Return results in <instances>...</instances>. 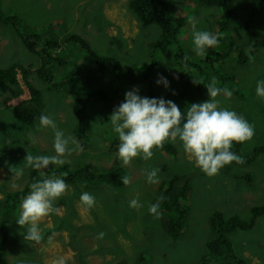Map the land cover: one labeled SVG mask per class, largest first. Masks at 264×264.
Listing matches in <instances>:
<instances>
[{"label":"rangeland","instance_id":"obj_1","mask_svg":"<svg viewBox=\"0 0 264 264\" xmlns=\"http://www.w3.org/2000/svg\"><path fill=\"white\" fill-rule=\"evenodd\" d=\"M128 1L0 0L3 13L16 15L24 34L55 36L58 40L72 32L80 34L96 52H107L125 66L130 65L131 75L145 77V81L140 77L132 81L122 77L120 83L108 88L107 85H110L116 76L115 71L88 73L89 91L106 90L108 94L120 92L112 95L114 98L110 101H114L113 103L106 105H103L101 100H95L96 96L92 94L91 98L94 99L88 103L85 112L87 135L79 139L74 133L77 116L72 109V99L66 97L63 99L61 92L51 93L43 83H40L34 71L41 63L40 59L26 50L19 35L13 29L0 24V68H7L14 62L26 68L29 66L33 70L30 75L31 81L42 90L44 102L43 108L36 111L37 118L31 124H24L20 121V115L29 106L27 102L31 97L22 80L20 68L17 67L19 72L17 77L22 89L19 96L10 97L4 104V98L15 88L0 84V211L8 194L6 192L22 188L27 180V170L30 169L26 166L27 155H56L53 147V129L38 130L41 115H48L66 136L75 138L81 145L82 150L62 157L65 163H75V168L83 163L98 171L112 170L119 164L131 171L125 194L118 195L121 212L117 213L126 217V220L131 219L121 225L119 222H116L117 224L107 222L108 229L115 231L111 236L106 239L97 238L99 232L94 223L96 221L94 214L81 203V195L74 197L79 188L81 194L89 190L84 186V182L67 184L66 193L54 202L56 211L39 221L41 232L45 233L49 230L48 236L40 243L28 240L25 246L23 241H11L7 244V254L0 264L20 262L54 264L59 258H63L65 264H72L78 260L79 254H82L90 264H114L121 258H124V264H134L140 253L144 255V264H199L206 251L208 238L211 237L209 216L213 210L217 209L225 214L236 213L241 218H246L252 206L264 204L263 154L246 165L233 162L213 177L205 175L189 161L179 142L173 143L176 146L175 152L164 154L162 148L154 149L152 158L144 160L137 157L130 164L124 165L117 152L118 134L113 131L110 123V116L118 107L114 104L120 105L125 99V93L134 88L139 89L141 96L163 97L174 101L183 115L188 110L186 105L210 99L209 94L199 92L195 88L197 83L193 82V79L199 83L204 82L205 76H207L205 85L210 84L214 79L215 84L221 88H224V85L227 88L230 86L233 88L234 85L240 89L245 88L241 93L244 104L242 110L237 107L239 99L235 96L228 98L223 94H218L214 98L219 102V107L234 110L244 119L249 118L246 115L264 109V99L256 94L258 80L250 81L253 75L258 79H264V70L260 64L257 65V70L254 68L258 63L257 58L252 56L245 62L238 63L237 52L233 56L227 53V57L224 54L227 50L224 44L228 41L233 40L248 49L255 38L264 37V12L257 11L254 7L257 5V0H232L230 17L232 28L225 29L222 43L208 50L204 56H198L192 51L193 31L212 32L222 15L221 8L209 6L205 0H164L167 4H171L178 14L186 17V25L179 30L176 38H168L158 46L160 28L155 24L142 23L135 12L128 7ZM48 23H55L58 26L53 30L42 26ZM73 50H75L73 53H68ZM61 51L67 54L71 63H83L89 60L84 52L73 44L67 48L63 44ZM259 55L263 58V62L260 63L264 65V47L260 49ZM184 63L187 66L183 69V73L188 68H193V76L188 73L180 76L179 71ZM197 70L203 74L200 75ZM159 76L167 78L170 84L168 89L162 84H157ZM56 77L58 79L57 75ZM228 78L230 82L226 80ZM149 86L155 89V96L150 94ZM253 128L254 136L251 140L261 139L264 135V127L260 118L255 119ZM33 137L35 143L32 142ZM249 142L240 143V147L244 148ZM237 152L240 153L241 150ZM55 166L50 164L47 169H38L39 176L43 179L53 178L49 175ZM18 168L24 170L22 177L15 176ZM153 168L159 169L158 184H150L146 180V172ZM246 173H249L250 178L245 175ZM174 175L190 176L192 191L194 189L192 197L187 198L186 202L183 201V205H187V215L183 230L177 239L169 238L162 233L160 221L156 216L148 214L146 210L137 212L140 210L129 206L133 199H138L144 206L150 205L160 183ZM21 203L16 205L13 213L5 221L1 222L0 218V229L2 224L7 225L8 232L13 236L24 233L16 223L21 211ZM99 207H102L100 201L95 198L93 209L99 214H104L105 210H99ZM107 214L110 217L108 220L117 221V214ZM96 216L99 219L104 217L98 214ZM135 216H139L142 221L132 218ZM161 216L162 214L159 217ZM58 217V221L65 226L62 231L53 232L51 229ZM74 230H78V239L70 235ZM2 233L0 231V234ZM228 237L236 255L246 259L249 264H264V215L256 219L253 227L246 230L237 229ZM65 240L70 241L75 251L64 244ZM116 242L117 248H115ZM150 249L154 250L150 251ZM27 252L35 256V259L12 263L21 254ZM215 263L228 264V261L226 263L225 258L217 257Z\"/></svg>","mask_w":264,"mask_h":264},{"label":"trees","instance_id":"obj_2","mask_svg":"<svg viewBox=\"0 0 264 264\" xmlns=\"http://www.w3.org/2000/svg\"><path fill=\"white\" fill-rule=\"evenodd\" d=\"M232 0H205V3L209 6H217L221 8L222 15L220 20L216 22L213 27L212 33L216 34L219 37V43H222V39L224 36V31L227 28H232L230 24L231 13H232ZM128 7L135 12L137 18L146 25L155 24L160 28L161 35L160 39L157 42L159 46L162 41H166L169 39L176 38L179 30L186 25V17L181 16L177 13V11L171 6V4H167L164 0H129ZM256 7L257 11L264 12V0H257ZM0 24H4L7 27L13 29L18 35L19 39L26 48L28 52L33 55H36L41 63L38 67L34 69L35 74L39 78L40 83L54 93L55 91L61 92L62 98L66 97L67 99H72V109L74 114L77 116V125L74 128V133L80 139L82 136H86V123L87 118L85 116V112L87 110L88 103L91 101L92 94H94L95 100H103L107 101V103H102L103 105L113 103L114 101H110L114 97L112 95L118 94V92H112L108 94L106 90H96L89 91L90 82L87 79L88 73L99 72H108L115 71L116 76L112 80L110 85H107L108 88H111L115 83H120L121 78H125L127 80L132 81L136 77H140L139 75H131L130 68L131 66H125L122 62L116 60L115 57L110 56L106 53L96 52L89 43L77 33H69L64 38L58 40L55 36H43L42 34H24L22 27L20 26V21L16 15H5L0 7ZM47 29L53 30L56 26L55 23H48L46 25H42ZM238 41H240L238 39ZM65 44L66 48L70 45L78 46L80 51L84 52L86 57L89 59L84 61L83 63H71L68 60L67 54L62 52V45ZM238 44V45H237ZM243 44L236 43L233 40L228 41L224 44L226 47V51L224 52L227 57V53H230L232 56L237 52V62L243 63L249 57L257 58L256 66L254 67L256 70L258 66L262 67L264 70V65H262L263 58L260 57V49L264 47V37L255 38L254 43L250 46V48L245 49ZM261 46V47H260ZM260 47V49H259ZM75 50L68 52L73 53ZM221 52V51H220ZM222 53V52H221ZM176 58V57H175ZM186 61V60H185ZM184 63L179 72L180 76H184L183 74L192 75L194 72L193 68H188L183 73V69L187 66ZM193 66L194 64H189ZM17 67L20 68L22 80L26 85L30 99L27 103L29 106L21 113L20 121L24 124H31L33 120L37 118V109L41 110L44 106L42 90L37 87L30 78L31 72L33 70L30 69L29 66L24 67L20 64L12 63L7 68H0V84H6L9 87H14V90L9 92V95L4 98L3 102L9 100L10 97H17L21 94L22 89L20 88L19 80L17 78ZM86 70H85V69ZM87 72V73H86ZM197 72L202 75L203 72L197 70ZM95 74V73H94ZM58 76V79L56 77ZM143 81H145V77L142 75ZM141 78V79H142ZM148 79V77H147ZM207 76L204 78V82H201L196 85L195 88L202 93L207 92V85H205V80ZM230 82V78L226 79ZM261 80L253 75L250 78V81ZM264 80V79H262ZM247 81V83H250ZM216 87L221 88L219 85ZM224 88H227L224 85ZM231 90L232 96L236 99H239L238 109L242 110L244 108V104H242L241 93L245 91L240 89L236 85L230 86L227 88ZM150 94L155 96V89L152 86H149ZM66 100V99H65ZM110 101V102H109ZM114 105H118L119 103H115ZM191 105H186L187 109L190 108ZM249 118L246 119L249 124L252 122V126L255 125V119H259L264 127V109H261L257 112H253L249 115H246ZM253 145H251V143ZM259 142V144H256ZM235 147H232V151L239 155L243 162L242 165H246L247 163L253 161L258 155L263 154L264 156V135L261 139L250 141L246 144L244 148L240 147V143H234ZM175 145L171 142H167L164 144L162 149L165 153L175 152ZM240 147V148H239ZM237 150H241V152H237ZM236 163V162H235ZM240 164V163H238ZM131 171L126 167L116 165L112 170L110 169H102L100 171L90 168V165H86L81 163L80 167L75 168V163L68 164L64 163L61 165H56L50 171V177H60L63 178L66 184L74 185L79 181L84 182V186L89 188L86 192L94 196L97 200L100 201L102 207H99V210H105L104 214H99L92 208L91 211L96 218L94 219V223L97 226V231L103 232L105 235L103 238H108L113 234L114 230L108 229V224L119 222L126 223L127 220L123 215H118L119 211V196L125 194L130 178ZM263 174H264V164H263ZM236 174H234L235 176ZM248 178H250L249 173L245 174ZM43 178L39 176L38 169H34L30 167L27 170V180L22 188L13 189L7 191L8 193L3 201V207L1 209L0 218L1 222L5 221L15 210L16 205H20L24 197L31 191V184L41 181ZM127 180V183L124 181ZM191 177L188 175H174L170 176L168 180H163L157 188V192L155 197L152 199V203H156L160 201V197H163V200L160 201V209L159 212L162 214L161 217L157 218L160 221V227L162 233L173 239H177L181 231L184 227V222L186 220L187 215V205H183V201L186 202L187 198L192 197L194 193V189L192 191V186L190 184ZM134 185V184H133ZM79 192V193H78ZM80 188L76 190L74 197L80 196ZM55 206V204H54ZM19 207V206H18ZM124 207V206H123ZM149 204L145 205L143 208L137 209L141 212L146 210L148 212ZM127 208V207H125ZM89 209V208H88ZM18 213V212H17ZM16 213V214H17ZM109 215H116L117 221L108 220ZM104 216L102 219L97 218L96 215ZM148 214H150L148 212ZM153 215V214H150ZM264 215V204L263 205H254L249 210V216L246 218H241L236 213H223L220 210H213L209 216V227L211 230V237L208 238L206 243V251L203 254V258L200 259L199 264H216L217 257L225 258V261L228 264H249L248 261L238 255H236L231 241L229 239V235L237 230H246L254 226L256 219ZM155 216V215H154ZM18 218V216H16ZM133 219H137L142 221L139 216L132 217ZM112 219V218H111ZM59 217L57 218V222L53 224L52 231L58 232L62 231V228L65 226L59 221ZM3 233L0 234L1 242H0V261H3L4 257L7 254L8 243L13 242H21L23 241V245H27L28 240L24 239V233L13 236L7 230V225L2 224V229H0ZM49 230L45 233H42L43 238L48 236ZM115 232V231H114ZM70 235H74L78 239V230H74L70 233ZM13 239V240H11ZM27 241V242H26ZM67 244L73 251L70 241L64 242ZM118 247V243H115V248ZM80 248V247H79ZM78 248V249H79ZM154 249H150L153 251ZM79 253H82L79 251ZM78 260L73 262L72 264H90L84 259L82 254L77 255ZM120 258V257H118ZM35 256H32L30 252L26 254H21L17 259L13 260L12 263L17 261H26V260H34ZM117 259V258H116ZM144 255L140 253L138 255L137 260L134 264H144ZM124 258L116 261L114 264H124ZM15 264H24L22 262ZM71 264V263H70Z\"/></svg>","mask_w":264,"mask_h":264},{"label":"clouds","instance_id":"obj_3","mask_svg":"<svg viewBox=\"0 0 264 264\" xmlns=\"http://www.w3.org/2000/svg\"><path fill=\"white\" fill-rule=\"evenodd\" d=\"M192 35V51L198 56H204L208 50L219 44V37L210 31L194 30ZM18 74L19 72L17 76ZM156 82L158 85L162 84L165 89L170 87L166 77L159 76ZM193 82L199 84L194 79ZM215 83L213 79L206 88L210 99L192 104L183 115L179 106L172 100L141 96L136 88L126 92L124 101L110 116L112 129L118 134L117 152L122 163L128 165L137 157L148 160L153 157L154 149L162 148L167 142H179L189 161L209 177L218 175L221 169L233 162L242 163V158L231 150L232 146L234 143L251 141L254 128L236 111L218 106L219 102L214 98L218 94L230 98L232 92L227 88L216 87ZM256 94L264 99V80L257 81ZM41 128L53 129V147L56 155H27L26 166L47 169L50 164H64L62 157L82 150L76 139L66 136L48 115L40 116L38 130ZM32 142H36L35 137ZM158 172L159 169L156 168L147 171V182L158 184ZM23 174V168L16 169V177H22ZM124 182L127 183V180ZM67 189L68 185L60 177L45 178L31 184V191L23 199L19 218L16 219V223L24 231V239L35 243L42 241L39 221L56 211L54 202L60 199ZM162 200L163 197H160V201ZM80 201L90 209L95 204V197L84 192ZM160 201L148 207V212L157 218L160 216ZM129 206L140 209L144 204L138 199H133ZM104 235L100 232L97 238L103 239ZM54 264L65 262L63 258H59Z\"/></svg>","mask_w":264,"mask_h":264}]
</instances>
